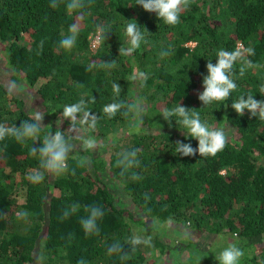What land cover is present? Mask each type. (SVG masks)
Returning a JSON list of instances; mask_svg holds the SVG:
<instances>
[{
    "label": "trees",
    "instance_id": "obj_1",
    "mask_svg": "<svg viewBox=\"0 0 264 264\" xmlns=\"http://www.w3.org/2000/svg\"><path fill=\"white\" fill-rule=\"evenodd\" d=\"M50 3L0 0V44L10 77L32 91L42 102L48 122L60 121V129L70 132L67 137L77 143L91 136L101 142L96 148L107 146L110 152L105 158L77 145L69 155L66 174L45 173L43 182L33 184L28 177L39 163L30 154L32 142L25 146L11 139L0 142V264H78L81 260L85 264H157V257L171 247L158 239L159 227L170 221L198 235L227 233L250 253L241 264H264V121L247 110L239 116L231 107L240 95L264 100L260 92L264 69L248 70L235 79L237 89L222 104L204 106L198 99L208 75L206 65L216 63L219 49L235 50L239 42L247 47L251 40L255 55L249 59L264 63V0H194L175 27L144 11L137 0H92L82 13L72 14L64 4L53 9ZM129 20L147 30L149 43L122 56L119 48L129 46L125 35ZM71 24L80 30L76 46L66 52L59 41ZM97 25L104 26L107 35L94 49L91 41ZM164 49L171 54L162 58ZM113 60L115 68L99 67ZM90 64L97 67L88 71ZM239 66L237 62V72ZM140 72L146 74L145 80L138 77ZM134 75L138 78L132 79ZM114 82L122 89L119 97H114ZM84 92L89 93L86 101L95 99L87 104V110L98 117L95 131L81 123L83 114L75 121L61 115L63 107L78 102ZM137 98L143 101V124L135 129L122 131L131 120L121 113L109 119L102 111L114 99L131 103ZM179 103L198 110L210 127L233 128L236 137H227L225 148L214 157L176 154L178 141L198 148V141L182 132L175 117L169 124L162 116L165 108ZM26 104L0 81V123L19 127L22 121L31 122ZM43 127L34 148L42 146L48 132L54 135L58 129ZM132 149H139L136 179L121 176L116 164L121 153ZM81 157L86 163L77 167ZM107 179L122 184L134 211L117 205ZM73 204L80 205L79 211L61 221L65 208ZM91 205L102 207L104 215L97 222L99 236L86 237L80 220L87 215L85 206ZM20 212H27V219L19 218ZM135 226L142 237L153 235L151 246L141 244L132 251L126 241L136 236ZM116 243L129 260L122 262L121 253L109 255L108 249ZM186 249L192 264L203 258L204 264H218V253L192 239L187 238Z\"/></svg>",
    "mask_w": 264,
    "mask_h": 264
},
{
    "label": "clouds",
    "instance_id": "obj_2",
    "mask_svg": "<svg viewBox=\"0 0 264 264\" xmlns=\"http://www.w3.org/2000/svg\"><path fill=\"white\" fill-rule=\"evenodd\" d=\"M194 0H137V5L141 6L144 11L155 13L159 20H162L168 26H177L180 24L181 13L188 10ZM92 0H51L49 7L57 9L61 4H64L67 13L72 14L75 12L82 13L86 7H90ZM141 26L135 20H129L126 25L125 35L128 41V47L121 46L119 48V55L129 56L141 47V44H147L149 41L145 38V33H148L145 28L141 31ZM79 26L71 24L68 29V34L61 33L59 47L66 52L71 50L77 44L79 33ZM149 34V33H148ZM106 29L104 26H96V40L98 42L104 41L106 37ZM43 41H41L40 48L42 49ZM39 54V53H38ZM171 54L170 49L161 51V57H167ZM255 55V48L249 41V46L244 47L243 44H238L235 50L219 49L216 52V63L208 61L206 68L208 75L203 78V92L199 94L198 99L204 106L213 103H220L227 101L233 91L237 89L235 79L243 77L248 70L264 69V63L253 62L249 57ZM239 62L238 72L236 71V64ZM97 67L95 64L88 65L87 70L92 71ZM99 67L104 69H112L116 67V62H101ZM141 80L146 79V74L143 72L138 73ZM136 75L132 79L138 78ZM78 87H82L79 86ZM112 91L114 97L121 95V87L118 83L112 84ZM260 92L264 93V85L260 86ZM89 93L84 92L78 102L63 107L62 116L69 121L77 120L80 114L82 115L81 123L86 125L88 131H95L97 127L98 117L92 115L87 110L89 102L94 103L95 99L91 97L88 101ZM143 101L137 98L134 102L128 103L123 100H115L103 107V113L109 118H113L117 113H121L124 118L137 122L132 124L135 129L138 125L143 124L142 112ZM227 107V105H225ZM232 109L239 115L243 116L247 110L251 117L259 118L264 121V100L257 101L252 94L240 95L236 100L231 103ZM162 116L166 122L171 124L172 118L175 117L176 125H180L184 129L187 137L198 141V148H193L191 144L177 142L175 145L176 154L181 156H195L198 152L201 156H215L218 152L222 151L227 144V136L222 128L210 127L207 123L202 122L200 113L195 109H188L181 106L179 103L172 109L165 108ZM44 115L39 111L32 113L30 120L21 122L17 127L15 124L8 126L0 123V142L7 139L14 140L21 146L27 145L29 141L32 145L40 140L41 130L45 127L42 126ZM49 127V126H48ZM31 145L30 154L38 158L39 168L34 170L28 177L33 184H39L44 181L45 173L52 176H61L66 174L68 169L69 155L74 151V144L71 143L70 138H66L65 132L59 129L52 135L51 131L48 132L42 141V146L34 148ZM97 140L91 136L82 139L83 150H92L96 148ZM7 148V144L4 145ZM139 149H132L125 151L119 155L116 164L121 169V176L131 175L133 179L138 178L134 169L139 168L140 160L138 159ZM86 163V158L81 157L77 161V167ZM71 174L75 176L76 169L71 170ZM80 209L79 204H73L65 208L62 216L59 218L61 221L67 220L70 215L75 214ZM85 213L87 214L80 220L81 227L86 237L99 236L100 228L98 227V220L102 219L104 210L97 205L85 206ZM27 212L18 213L19 218L27 219ZM152 237L147 236H132L126 241L131 245L132 251H135L138 245L144 244L151 246ZM109 255L113 253H121L119 258L121 261H127L131 257L128 253L123 251V247L116 243L108 249ZM244 250L236 244H229L224 248L215 259L218 264H241V259L244 257ZM198 259V258H197ZM78 264H85L83 260ZM200 264V261H199Z\"/></svg>",
    "mask_w": 264,
    "mask_h": 264
},
{
    "label": "rangeland",
    "instance_id": "obj_3",
    "mask_svg": "<svg viewBox=\"0 0 264 264\" xmlns=\"http://www.w3.org/2000/svg\"><path fill=\"white\" fill-rule=\"evenodd\" d=\"M26 39L27 38L24 36L21 40L25 42ZM9 73L10 70L7 67L5 59V50L3 45L0 44V81H2L7 86V88H9L17 97L23 98L27 103L26 105L28 109L32 113L39 111L42 115H44V119L42 121L43 126L49 128L48 126L54 125L58 127V129H60V121L56 120V123H53V121L49 123L48 116L43 114L42 102L39 99L35 98L32 91L24 84L16 85L15 82L11 79ZM134 123L137 122L131 121L126 126H122L121 130L123 131L125 128H132V124ZM212 127L224 129L226 136L229 138L236 137L235 130L229 126L221 127L213 125ZM60 130H63V132H65L66 127H61ZM68 134H70V132L65 133V136ZM85 134L86 133H83L82 136H85ZM66 138H70L71 143L75 145L74 150H76L77 145L82 146V141L76 143L74 139H71L72 137L66 136ZM99 143L101 144V142L97 141V146H99ZM92 150H96L97 152H100V154H104L105 158H107V155L110 152V149L107 146L94 148ZM72 154H74V151L72 152ZM107 183L109 184L111 190L113 191L116 197L117 205L119 207L128 208L134 211L135 207L132 205L130 197L124 192L122 184L119 181L112 179H107ZM159 228L161 229V231H159L160 233L158 239L166 245L169 244L171 247L169 246L170 248H168V250H166L165 253L162 254V256L159 255L160 251L156 253L158 256H160L159 258L157 257V264H192L190 262L188 250L186 249L187 238L196 241L202 248L209 249L210 251L216 252L218 254L224 248L229 246V244H236L235 240L231 238V235L227 233L212 234L210 232H204L198 235L195 234V232L193 231H189V229L185 228L183 225L177 224L173 221L161 224ZM134 229L136 231V236L142 237V235H140L139 233L140 228L138 229V227L135 226ZM247 254L250 253H245V255ZM205 262V258L200 260V264H204Z\"/></svg>",
    "mask_w": 264,
    "mask_h": 264
},
{
    "label": "built area",
    "instance_id": "obj_4",
    "mask_svg": "<svg viewBox=\"0 0 264 264\" xmlns=\"http://www.w3.org/2000/svg\"><path fill=\"white\" fill-rule=\"evenodd\" d=\"M91 43H92V48H94V49L97 48L98 45H99V42L96 40L95 37L92 39ZM238 44H242V43L239 42ZM189 45H191L193 47L195 45V43L194 42H190Z\"/></svg>",
    "mask_w": 264,
    "mask_h": 264
}]
</instances>
